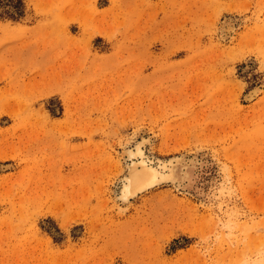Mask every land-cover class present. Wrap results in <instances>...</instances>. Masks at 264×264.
<instances>
[{"label":"rangeland","instance_id":"374dc122","mask_svg":"<svg viewBox=\"0 0 264 264\" xmlns=\"http://www.w3.org/2000/svg\"><path fill=\"white\" fill-rule=\"evenodd\" d=\"M6 2L0 264H264V0ZM139 137L181 186L120 204Z\"/></svg>","mask_w":264,"mask_h":264},{"label":"bare ground","instance_id":"6f19581e","mask_svg":"<svg viewBox=\"0 0 264 264\" xmlns=\"http://www.w3.org/2000/svg\"><path fill=\"white\" fill-rule=\"evenodd\" d=\"M225 28L228 30V25ZM253 95H255V92L247 97L250 99ZM147 144L148 140L141 137L138 141H135L131 148L124 150L125 166H123L125 171L124 175H122L123 177L118 180L114 190L115 199L120 204L127 205L138 196L162 185H170L176 189L181 186V178L177 168L182 159L172 157L167 160H156L154 162V160L147 157L148 155L144 151Z\"/></svg>","mask_w":264,"mask_h":264},{"label":"trees","instance_id":"16d2710c","mask_svg":"<svg viewBox=\"0 0 264 264\" xmlns=\"http://www.w3.org/2000/svg\"><path fill=\"white\" fill-rule=\"evenodd\" d=\"M11 9V12L8 14L12 16V18H17L20 16L21 9V0H7L6 4ZM13 14L15 17H13Z\"/></svg>","mask_w":264,"mask_h":264}]
</instances>
